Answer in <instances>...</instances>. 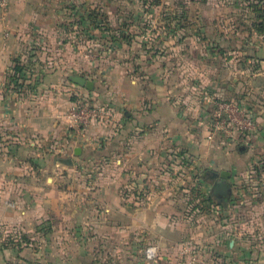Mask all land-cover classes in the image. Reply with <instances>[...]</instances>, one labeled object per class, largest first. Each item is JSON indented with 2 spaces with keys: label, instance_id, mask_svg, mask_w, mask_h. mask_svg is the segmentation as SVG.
<instances>
[{
  "label": "crops",
  "instance_id": "crops-1",
  "mask_svg": "<svg viewBox=\"0 0 264 264\" xmlns=\"http://www.w3.org/2000/svg\"><path fill=\"white\" fill-rule=\"evenodd\" d=\"M257 1L264 7V0H254ZM38 2L9 0L6 9H0V51L6 48V116L5 112L2 114V119L6 118V163L13 161L11 157L7 159L10 156L7 152L20 157L28 154L23 161L31 156L41 163L35 177L37 186L32 189L26 185V188L6 187V199L0 198V221L23 226L54 211L65 223L67 220L62 215L73 202L70 183L77 172L59 171L58 163L73 164V159L66 157L69 153L85 161L100 157L110 160L114 156V173L100 178L104 183L112 180L113 185L102 188L114 191L116 236L121 243L130 232L132 247L136 241L145 242L146 246L153 244L159 252L173 257L176 254L188 262L189 253L185 248L189 238L200 250L197 264H221L229 259L240 264H264V107L259 104L261 100L248 105L262 121L260 131L250 144L223 145L224 155L214 158L219 145L205 140L210 143L205 154L210 159L208 163L213 165L212 172L220 175L226 171L230 185L228 195L214 205L215 210L226 213L225 223L218 229L197 233L196 225L200 222L194 223L192 214L190 217L185 213L187 207L182 196L185 189L181 192L177 185L167 183L168 172L159 169L172 157L177 162L183 161L182 154L188 146L202 149L205 141L199 131L208 129L210 119L202 109L207 107L205 103L201 105L192 99L184 82L167 80L165 83L164 75L161 80L151 69L139 76L128 71L127 66H120L113 72L114 80L104 87L109 92L106 106L110 114L79 125L71 114L77 100L75 94L81 88H88L75 83L72 76L88 78L84 71L92 68L90 61H76L66 48L62 58L54 61H39L38 53H35L38 61H18L17 64L25 67L18 81L11 72L16 66L12 58L25 56L22 50L40 42V33L51 38L56 32L48 25L51 17L47 10L40 8ZM248 30L249 39L243 50L262 60L246 61L249 68L244 72L252 69L251 75L247 73V82L263 88L264 41L258 30L252 27ZM25 69L29 73L24 75ZM108 76V72L103 75ZM100 86L99 91L103 89ZM211 111L212 107L210 115ZM10 147L17 151L12 152ZM47 162L52 163L50 168L54 174L47 175L42 185L39 182L47 170L48 165L44 164ZM62 183L65 188L57 186ZM126 184H130L127 187L131 189L130 197H124L121 192ZM4 192L0 190V195ZM131 257L136 255L132 253Z\"/></svg>",
  "mask_w": 264,
  "mask_h": 264
},
{
  "label": "rangeland",
  "instance_id": "rangeland-1",
  "mask_svg": "<svg viewBox=\"0 0 264 264\" xmlns=\"http://www.w3.org/2000/svg\"><path fill=\"white\" fill-rule=\"evenodd\" d=\"M256 3L254 0H40L37 5L47 10L51 17L48 25L56 32L51 38L40 33V42L31 43V47L22 50L25 56H16L11 61L16 65L18 61H54L62 58L66 48L76 61H90L93 66L84 74L94 80L95 87L77 91L74 107L81 100L98 106L109 105L106 97L109 92L104 87L114 80L113 72L118 67L127 66L128 71L139 76L151 69L160 79L164 75L165 83L184 82L189 86L188 94L201 105L205 103L202 94L206 92L223 99L240 100L246 106L261 100L259 104L263 108L264 86L250 85L247 73L253 70L244 72L249 68L246 61L262 60L243 50L249 39L248 29L255 30L261 22L263 28L257 32L264 41V14L258 16L252 10ZM35 53L41 58L35 59ZM12 68L11 72L15 73V66ZM107 72L109 78H104ZM24 73L28 74L29 69ZM99 86L103 87L100 91ZM204 105L208 107L202 106L204 115L210 117L211 105ZM3 113L6 116V48L0 51V190H5L0 198L6 199L8 186L29 189L37 186L35 177L41 163L31 156L23 161L28 154L20 157L11 152H7L10 154L7 159L11 157L13 161L6 163ZM205 129L199 131L203 141L209 140L206 135L209 130ZM215 139L219 150L213 156L222 157L226 149L220 138ZM206 146L210 147V143L205 141L200 150L188 146L182 154L183 161L177 162L172 157L159 169L168 172L167 183L177 185L181 192L185 189L182 194L187 207L185 213L190 217L192 214L194 223L200 222L196 225L197 233L218 229L226 218L224 211L214 208L218 201L211 195L213 179L208 172L213 170V165L208 163ZM8 149L17 151L14 147ZM66 157L74 162L67 165L60 161L59 171L77 172L70 183L73 202L62 215L67 221L62 223L61 216L54 211L23 226L0 221V264H189L187 258L180 260L175 253L173 257L158 251L155 259L148 258L146 249L152 244L146 246L145 242L136 241L132 247L130 232L126 241L118 240L114 191L102 188L113 185L112 180L104 183L100 178L114 173V156L110 160L100 157L91 161L73 153ZM44 164L48 166L41 174L42 185L47 175L54 174L52 163ZM57 186L65 188L63 183ZM127 187L130 184L121 187L124 197L132 196ZM187 241L191 242L189 238ZM132 253L135 258L131 257Z\"/></svg>",
  "mask_w": 264,
  "mask_h": 264
},
{
  "label": "built area",
  "instance_id": "built-area-1",
  "mask_svg": "<svg viewBox=\"0 0 264 264\" xmlns=\"http://www.w3.org/2000/svg\"><path fill=\"white\" fill-rule=\"evenodd\" d=\"M9 0H0V7L7 6ZM202 99L212 107L208 122V138L215 142V138L221 139L222 145H248L261 127V119L249 109L244 102L234 99H223L214 94L204 92ZM73 119L79 125H86L91 121L106 118L110 114L108 106H98L81 100L79 105L72 109ZM215 139V140H214ZM218 144V143H217ZM186 251L189 253V264L199 262L200 250L196 244L187 243ZM158 254L156 245H149L146 249V256L154 258ZM221 264H240L231 259L222 261Z\"/></svg>",
  "mask_w": 264,
  "mask_h": 264
},
{
  "label": "water",
  "instance_id": "water-1",
  "mask_svg": "<svg viewBox=\"0 0 264 264\" xmlns=\"http://www.w3.org/2000/svg\"><path fill=\"white\" fill-rule=\"evenodd\" d=\"M72 79L75 83L85 86L88 89L93 88V80L88 79L81 75H73ZM78 152V148L75 149ZM212 185L211 190L214 195L220 198H224L229 193V181H228V173L226 171H222L220 175L217 172L213 171L212 175Z\"/></svg>",
  "mask_w": 264,
  "mask_h": 264
},
{
  "label": "trees",
  "instance_id": "trees-1",
  "mask_svg": "<svg viewBox=\"0 0 264 264\" xmlns=\"http://www.w3.org/2000/svg\"><path fill=\"white\" fill-rule=\"evenodd\" d=\"M253 7H252V10L253 11H255L257 14H258V16H261V15H263L264 14V7H263V5L262 4H260V2L259 1H257V3L256 4H253L252 5ZM258 25V24H257ZM263 28V24H262V22L261 23H259V26H258V28H256L257 30L258 29H262ZM25 67L23 66V65H21V64H17L16 66H15V79L17 78V81H18V78L22 75V70L24 69ZM18 74V75H17ZM24 75H25V73H23ZM211 195L214 197V198H216V200L217 201H219V200H222L221 198H219V197H217L216 195H214L212 192H211Z\"/></svg>",
  "mask_w": 264,
  "mask_h": 264
},
{
  "label": "flooded vegetation",
  "instance_id": "flooded-vegetation-1",
  "mask_svg": "<svg viewBox=\"0 0 264 264\" xmlns=\"http://www.w3.org/2000/svg\"><path fill=\"white\" fill-rule=\"evenodd\" d=\"M208 175H210V177H212L213 172L212 171L208 172Z\"/></svg>",
  "mask_w": 264,
  "mask_h": 264
}]
</instances>
